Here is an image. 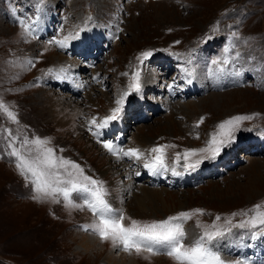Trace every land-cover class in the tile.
Listing matches in <instances>:
<instances>
[{"label": "rangeland", "instance_id": "374dc122", "mask_svg": "<svg viewBox=\"0 0 264 264\" xmlns=\"http://www.w3.org/2000/svg\"><path fill=\"white\" fill-rule=\"evenodd\" d=\"M37 15L39 38L25 39L17 17ZM81 28L80 39L67 49L48 43ZM225 48L230 58L239 57L225 66L230 71L208 75L216 68L211 61L223 57ZM144 51L153 56L141 64L137 57ZM138 66L141 93L127 97L118 126L111 122L99 139L125 150L147 140V147L139 148L147 159L114 160L89 131V122L110 114ZM214 96L220 105L210 101ZM0 99L19 121L0 113V264H114L110 258L119 264H175L166 255L129 254L85 231L96 219L86 207H65L62 198L33 200L30 178L20 174L10 155L12 137L50 140L57 155L104 182L107 199L126 217L151 222L191 212L186 243L213 224L231 227L215 242L223 257L246 259L258 248L262 253L250 264H264V232L253 237L258 229L226 223L234 213L264 205V0H0ZM236 116L252 119L236 129L234 142L215 159L186 169L183 153L206 148L218 125ZM115 131L122 133L120 140ZM161 145L174 146L165 149L168 170L153 174L144 167L155 155L147 150ZM204 155L209 154L188 162ZM242 219L236 215L233 225ZM90 237L99 243L85 250Z\"/></svg>", "mask_w": 264, "mask_h": 264}, {"label": "snow or ice", "instance_id": "6c2138e0", "mask_svg": "<svg viewBox=\"0 0 264 264\" xmlns=\"http://www.w3.org/2000/svg\"><path fill=\"white\" fill-rule=\"evenodd\" d=\"M41 4L44 0H40ZM40 8H37L39 13ZM18 23L22 29V35L33 40L39 38L40 17L35 19L19 18ZM85 29L81 28L76 32L69 33L63 39L49 40V44H56L60 49H67L69 42L80 39V32ZM235 36L236 34L233 33ZM230 48H225V55L220 59L211 61L215 65V71L209 69L208 75L219 76L226 71H230L225 66L231 63L232 59L227 53ZM153 56L152 51H144L137 57L141 64ZM34 66L33 61L27 62ZM234 67V66H233ZM51 71V70H49ZM61 73L66 72V69L61 68ZM193 76V72L187 73ZM235 75H240V72H235ZM128 75V73H123ZM142 74L138 66L130 78L128 90L116 100V106L110 110V114L103 117L100 122L97 118H92L89 122V131L97 138L98 143H102L103 147L117 159L122 157L134 158L136 160L147 159L145 152L139 148H129L125 150L123 147H118L111 142L101 141V129H105L111 122L119 121L122 118L125 100L131 93L140 94L142 90ZM191 83V80L188 81ZM79 86V85H78ZM0 113L5 114L12 122L19 123L16 113L10 110V107L0 99ZM252 119L248 116H236L223 121L218 125V132L211 136L208 146L199 150H187L183 153L184 167L186 169H195L199 167L204 159H215L223 148L234 142V133L243 121ZM203 122V119L200 121ZM93 128L95 130H93ZM9 137L12 133L8 131ZM19 142V147H17ZM50 140L35 137L28 139L25 137L22 141L12 137L9 141L10 155L16 159V168L26 180H31L34 186L33 200L43 202L51 200L54 203H60L61 198L65 207L87 208L96 218L93 223L85 227V231H91L98 235L104 242H110L113 248H118L124 252L131 254L135 252L140 255L144 252L150 253L153 256L166 255L170 257L175 264H250L247 259H236L233 261L226 260L222 253L217 250L216 243L220 238H223L226 233L231 232V227L224 228L223 226L213 224L211 228L205 227L202 233L191 240H188V233L185 230V223L192 219L193 213L179 212L177 215L170 216L167 219L151 222H142L139 220L126 217L123 209H116L109 202L108 189L104 186V182L94 179L87 175L85 170L78 163L57 155L56 149L49 147ZM168 147L172 145H161L153 147L148 152L155 154L144 164V167L155 174L157 171L168 170L166 164V152ZM60 151H63L62 149ZM207 153L209 155L201 156V159L189 163V158L193 156ZM181 161V155L177 154L176 163ZM174 175H179L173 171ZM139 175V173H137ZM75 194V198H74ZM77 201H82L78 203ZM264 205L257 204L249 212H241L233 214L232 218H227L226 223L229 226L249 229H258L253 232V237H256L264 232V211L261 208ZM197 214L203 215V210H195ZM236 215L246 217L238 224L233 225V218ZM221 217L217 216L219 221ZM128 221L125 223V221ZM199 227V222H197Z\"/></svg>", "mask_w": 264, "mask_h": 264}, {"label": "bare ground", "instance_id": "6f19581e", "mask_svg": "<svg viewBox=\"0 0 264 264\" xmlns=\"http://www.w3.org/2000/svg\"><path fill=\"white\" fill-rule=\"evenodd\" d=\"M51 53V52H50ZM51 55V54H50ZM50 55H48V56H50ZM50 58H53V57H50ZM61 60V59H60ZM76 66H79L78 65V63H74ZM74 72V71H73ZM72 72V73H73ZM69 74H71L70 72H69ZM71 78V77H70ZM150 79V78H149ZM218 80V79H217ZM83 83V82H82ZM82 83H80V86L82 85ZM200 83V82H199ZM194 84H195V82H194ZM218 88L216 85H213L212 86V88L211 89H214V88ZM215 88V89H216ZM201 89H203V88H201ZM212 103H214V104H217V106L218 105H220V101H219V99H218V97H216V96H214L213 98H211V100H210ZM210 102V103H211ZM186 107V106H185ZM221 108V107H220ZM188 110V109H187ZM189 112V111H188ZM113 130V127H110V128H108L107 129V134H109L111 131ZM141 140V139H140ZM146 141V142H145ZM149 143H147V140H143L142 142H140V146H139V148L141 149V148H143V149H145L146 147H147V145H148ZM114 160H117V157H115L114 156V158H113ZM121 164H123V163H121ZM197 173L195 172V177H197V175H196ZM193 176V175H192ZM191 177V176H190ZM144 192L145 193H147L146 195L147 196H149V197H151L152 195H151V191L150 190H148V189H145L144 190ZM159 193V192H158ZM160 194V193H159ZM158 194V196L157 197H159L160 195ZM155 195V194H154ZM156 196V195H155ZM161 198H163V197H161ZM139 199V198H138ZM143 199V198H142ZM156 198H151L149 201L148 200H146V201H148V203H151L152 205L154 204L153 202H155L154 200H155ZM141 200V199H140ZM140 202V201H139ZM146 202H144L143 203V206H142V209H144V208H146ZM148 206V205H147ZM93 242V243H92ZM95 242L96 243H99V240H97V239H94L93 237L91 238H89V239H87L86 240V242H85V244H84V246H83V248L85 249V250H88V249H91V248H93L92 246L95 244ZM93 244V245H92ZM111 257V255L109 256V258ZM109 258H108V260H107V262L109 261ZM111 260H114V261H112L114 264H119V262L117 263V259H113V258H110ZM111 260H110V262H111ZM125 261V260H124ZM134 262L132 261V260H130V263H124L123 261H122V263H120V264H133Z\"/></svg>", "mask_w": 264, "mask_h": 264}]
</instances>
